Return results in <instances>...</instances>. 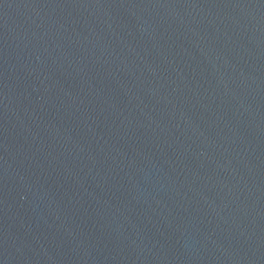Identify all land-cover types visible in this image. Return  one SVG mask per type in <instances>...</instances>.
I'll use <instances>...</instances> for the list:
<instances>
[{"label": "water", "instance_id": "water-1", "mask_svg": "<svg viewBox=\"0 0 264 264\" xmlns=\"http://www.w3.org/2000/svg\"><path fill=\"white\" fill-rule=\"evenodd\" d=\"M0 264H264V0H0Z\"/></svg>", "mask_w": 264, "mask_h": 264}]
</instances>
